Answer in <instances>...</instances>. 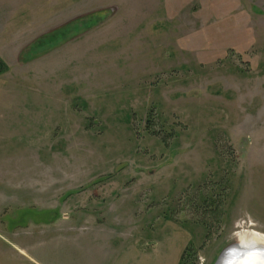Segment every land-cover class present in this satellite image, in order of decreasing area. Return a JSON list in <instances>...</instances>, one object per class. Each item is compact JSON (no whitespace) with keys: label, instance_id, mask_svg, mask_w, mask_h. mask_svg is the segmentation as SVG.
<instances>
[{"label":"rangeland","instance_id":"374dc122","mask_svg":"<svg viewBox=\"0 0 264 264\" xmlns=\"http://www.w3.org/2000/svg\"><path fill=\"white\" fill-rule=\"evenodd\" d=\"M2 66L0 264L264 242V0H0Z\"/></svg>","mask_w":264,"mask_h":264},{"label":"water","instance_id":"95a60500","mask_svg":"<svg viewBox=\"0 0 264 264\" xmlns=\"http://www.w3.org/2000/svg\"><path fill=\"white\" fill-rule=\"evenodd\" d=\"M213 264H264V245L245 248L238 241L226 247Z\"/></svg>","mask_w":264,"mask_h":264},{"label":"bare ground","instance_id":"6f19581e","mask_svg":"<svg viewBox=\"0 0 264 264\" xmlns=\"http://www.w3.org/2000/svg\"><path fill=\"white\" fill-rule=\"evenodd\" d=\"M263 236V235H262ZM261 234L254 232L252 237H244L239 240V245L245 248H251L255 246H263L264 242H262Z\"/></svg>","mask_w":264,"mask_h":264},{"label":"trees","instance_id":"16d2710c","mask_svg":"<svg viewBox=\"0 0 264 264\" xmlns=\"http://www.w3.org/2000/svg\"><path fill=\"white\" fill-rule=\"evenodd\" d=\"M82 25H83L84 27H87V26H88V22H86V23H83V22H82ZM66 30H68V29L61 30V28H59V29H55V30H53L52 33H51L52 36H51V38H50L51 42H53V41H57V40H60V39L63 37V36L60 35V33H64V34H65ZM2 65H3V64H2ZM1 68H2V69H1ZM1 68H0V73L4 71L5 67L2 66ZM181 259H183V256L181 257Z\"/></svg>","mask_w":264,"mask_h":264},{"label":"flooded vegetation","instance_id":"af4514ba","mask_svg":"<svg viewBox=\"0 0 264 264\" xmlns=\"http://www.w3.org/2000/svg\"><path fill=\"white\" fill-rule=\"evenodd\" d=\"M8 219V218H7Z\"/></svg>","mask_w":264,"mask_h":264}]
</instances>
